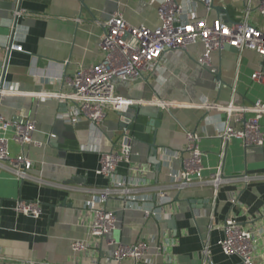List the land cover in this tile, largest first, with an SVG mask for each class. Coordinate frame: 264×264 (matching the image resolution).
<instances>
[{
  "label": "crops",
  "instance_id": "crops-1",
  "mask_svg": "<svg viewBox=\"0 0 264 264\" xmlns=\"http://www.w3.org/2000/svg\"><path fill=\"white\" fill-rule=\"evenodd\" d=\"M183 2L198 16L206 15L199 0ZM258 2L214 0L210 16L248 19L264 27ZM158 6L159 0H0V80L5 76L3 85L13 90L1 101V110L8 119L34 120V139L41 142L40 146H22L12 139L13 129L8 132L10 155L25 153L33 161V178L20 180L0 165V264H90L95 260L116 264L113 247L104 241L88 252L72 249L74 240L89 236L93 215L85 202L96 195L94 189L110 183L97 173L103 151H129L130 161L119 164L113 179L125 181L131 194L147 197V206L156 202L160 190L172 199L161 217H147L141 207L130 208L120 196L103 204L118 219L112 237L123 243L156 238L166 245L156 256H151L156 250L151 248L152 263L146 264H236L238 258L226 255L220 245L229 217L255 231L257 263L264 264V145L246 147L242 140L232 138L222 159V140L217 135L233 119L226 111L200 106L204 101L226 107L264 100V83L252 77L256 70L264 71L263 56L250 49L238 53L224 49L214 51L207 66L200 63L201 43L166 52L160 60L162 71L137 81H117L119 94L144 99L145 104L109 111L103 123L77 129L73 137L67 135L69 103L66 106L65 101L41 94L68 91L55 76H71L80 66L102 59L103 23L116 12L131 24L156 27ZM18 9L28 14L16 18ZM12 40L23 51H12L5 67ZM164 101L177 104L164 107ZM145 105L164 111L158 127L151 128L149 118L138 113ZM121 122L129 124L125 133ZM260 124L264 131V117ZM186 130L201 137L206 178L221 163L226 176L254 178L248 184L236 179L225 183L216 196L208 183L174 188L170 167L179 170L181 161H168L162 151L183 152ZM131 166L144 171L131 170ZM18 199L41 201L42 216L36 219L17 213L13 207Z\"/></svg>",
  "mask_w": 264,
  "mask_h": 264
},
{
  "label": "built area",
  "instance_id": "built-area-1",
  "mask_svg": "<svg viewBox=\"0 0 264 264\" xmlns=\"http://www.w3.org/2000/svg\"><path fill=\"white\" fill-rule=\"evenodd\" d=\"M199 1L206 10V15L202 17L193 9H187L183 0H159L157 13L160 23L156 27L131 24L121 12H116L103 23L104 31L100 38L102 59L90 65L80 66L71 76L65 73L55 76L54 79L65 83L69 90L62 93H41L42 96L68 102L67 119L71 123L88 120L91 125L98 126L107 119L109 111L122 112L130 106H139L147 102L144 99H133L119 94L115 79L137 81L145 78L148 73L162 71L160 60L166 52L186 50L201 43L204 50L200 56V63L207 66L211 65L212 53L223 51L227 45L237 47L239 52L250 49L264 57V27L252 24L248 19L231 20L222 14L211 17L214 0ZM257 12L264 17V0H259ZM26 14H28L26 10L18 9L15 17L19 18ZM9 47L13 51H23L18 41L12 40ZM252 77L254 81L264 83L263 70H256ZM12 92L13 90L5 87L0 80V104L6 95ZM176 104L164 101L161 106ZM200 106L226 111L229 119H233V123L228 122L217 135L222 140V159L232 138L242 140L246 147L264 145V131L260 124L261 118L264 117V100L258 99L249 105L230 103L226 107L204 101ZM11 129L14 131L12 139L22 146L41 145V142L34 139L36 130L34 120L28 117L19 120L8 119L0 105V165L20 180L31 179L33 161L25 153L14 157L10 155L8 132ZM186 137L187 144L183 152L170 151L166 148L162 151L163 157H167L168 161L172 158H179L181 161L179 170L170 167L171 185L174 188L184 190L198 183H208L213 186L216 196L225 183L236 179L248 184L254 178L248 174L226 176L223 163L206 178L203 174L205 166L204 153L200 148L201 137L192 130H186ZM122 161H130L125 151L100 152L97 173L109 178L110 183L94 189L96 195L85 202L84 207L93 215L88 226L89 236L87 239L74 240L72 249L84 253L90 251L94 245L99 246L100 241H104L107 246L113 247L112 258L116 264L152 263V257L149 256L151 248L156 249L151 256H156L166 250V245L158 243L156 238L123 243L112 237L118 219L116 214L103 204L112 196H120L127 200L130 208L141 207L147 217H161L164 208L172 199L165 190H160L156 202L147 206L149 200L147 197L131 194V188L125 181L113 179ZM131 170L141 173L144 171L136 166H131ZM13 208L17 213L36 219L43 214L42 203L39 200L18 199ZM223 230L224 237L220 245L226 255L236 256L238 258L236 264H258L255 231L242 226L233 217L226 220ZM208 250L209 246L205 245L204 252L209 257ZM90 264L99 263L95 260Z\"/></svg>",
  "mask_w": 264,
  "mask_h": 264
},
{
  "label": "water",
  "instance_id": "water-1",
  "mask_svg": "<svg viewBox=\"0 0 264 264\" xmlns=\"http://www.w3.org/2000/svg\"><path fill=\"white\" fill-rule=\"evenodd\" d=\"M225 50H229L231 52H236V53L239 52L238 48L233 46V45H227L225 47ZM12 51L13 50L10 47L7 49L8 55H7V63L5 64V67L8 65V61H9V58H10ZM4 80H5V76L3 77L2 81L4 82ZM65 104L67 106L68 103H66V101H65L63 103V105H65ZM138 113L149 118L148 125L151 128L158 127L160 125L161 118L164 115V111L161 110V108L157 109V108L153 107L152 105H145L141 109L139 108ZM120 114H123V113H120ZM90 125H91V123L88 120H83V121L71 123V124L67 125V135L70 137L71 136L73 137L72 133H74L75 130H77V129H89ZM128 126H129V124L127 122H121L120 123V130L124 131L125 129L128 128ZM124 133H125V131H124ZM128 152L129 151H127V153Z\"/></svg>",
  "mask_w": 264,
  "mask_h": 264
},
{
  "label": "rangeland",
  "instance_id": "rangeland-1",
  "mask_svg": "<svg viewBox=\"0 0 264 264\" xmlns=\"http://www.w3.org/2000/svg\"><path fill=\"white\" fill-rule=\"evenodd\" d=\"M117 81H119V79H115V82L117 83Z\"/></svg>",
  "mask_w": 264,
  "mask_h": 264
}]
</instances>
